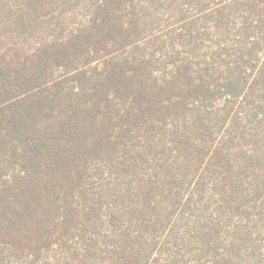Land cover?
<instances>
[{
    "label": "trees",
    "instance_id": "trees-1",
    "mask_svg": "<svg viewBox=\"0 0 264 264\" xmlns=\"http://www.w3.org/2000/svg\"><path fill=\"white\" fill-rule=\"evenodd\" d=\"M0 264H264V0H0Z\"/></svg>",
    "mask_w": 264,
    "mask_h": 264
}]
</instances>
